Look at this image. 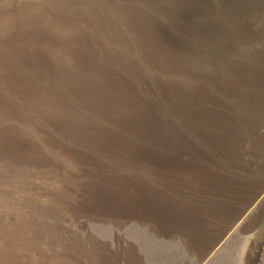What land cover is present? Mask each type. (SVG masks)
Wrapping results in <instances>:
<instances>
[{
	"label": "rangeland",
	"instance_id": "rangeland-1",
	"mask_svg": "<svg viewBox=\"0 0 264 264\" xmlns=\"http://www.w3.org/2000/svg\"><path fill=\"white\" fill-rule=\"evenodd\" d=\"M251 169L264 0H0V264H191Z\"/></svg>",
	"mask_w": 264,
	"mask_h": 264
},
{
	"label": "crops",
	"instance_id": "crops-1",
	"mask_svg": "<svg viewBox=\"0 0 264 264\" xmlns=\"http://www.w3.org/2000/svg\"><path fill=\"white\" fill-rule=\"evenodd\" d=\"M258 169H251L245 182L234 192L238 194L235 198L233 193L229 195V214L190 219L191 223L184 227L185 235L173 239L174 246L180 244L178 247L185 250L191 264H211L207 261L211 257L213 264L218 260L226 264L229 255L227 264H259L249 258V254L262 253L260 246L256 244L258 250L255 249L251 241L260 228L264 233V173Z\"/></svg>",
	"mask_w": 264,
	"mask_h": 264
}]
</instances>
